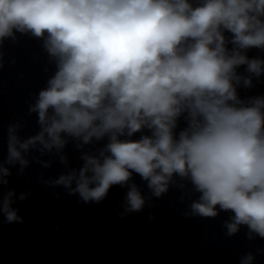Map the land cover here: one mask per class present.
Here are the masks:
<instances>
[{
	"label": "clouds",
	"instance_id": "1",
	"mask_svg": "<svg viewBox=\"0 0 264 264\" xmlns=\"http://www.w3.org/2000/svg\"><path fill=\"white\" fill-rule=\"evenodd\" d=\"M262 18L264 0H0V44L17 32L43 38L57 69L29 106L39 131L22 138L18 122L7 126L0 186L11 168L23 174L33 152L45 168L44 155L67 167L70 140L80 150L107 137L97 153H82V167L45 183L85 203L127 187L123 218L151 199L133 173L156 198L179 177L199 193L186 216L230 211L227 235L245 225L249 239L264 238V96L243 101L237 92L264 74V59L247 55L264 49ZM182 115L188 126L176 135ZM144 128L152 134L130 139ZM27 196L0 193L6 223H23L13 205ZM254 259L248 253L241 264Z\"/></svg>",
	"mask_w": 264,
	"mask_h": 264
}]
</instances>
